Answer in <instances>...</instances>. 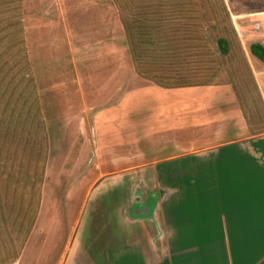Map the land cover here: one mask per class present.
Instances as JSON below:
<instances>
[{"label":"rangeland","instance_id":"rangeland-1","mask_svg":"<svg viewBox=\"0 0 264 264\" xmlns=\"http://www.w3.org/2000/svg\"><path fill=\"white\" fill-rule=\"evenodd\" d=\"M84 1L103 7L111 26L120 18L125 45L119 46L112 28L101 39L112 46L108 56L126 58L125 77L117 78L111 61L103 64L110 78L88 77L83 70L91 63L66 61L49 44L47 52L58 60L38 56L33 38L39 15L47 17L56 3L0 0V264H11L22 251L23 264H73L71 247L89 241L100 247L111 234L129 241L140 232L129 222L134 203L151 204L158 192L166 198L168 176L145 169L152 160L139 157L132 127L96 151L102 112L117 105L119 93L124 99L150 83L168 89L228 86L247 120L254 117L255 133L264 126L252 73L263 68L245 50L264 45V0ZM220 38L227 56L220 54ZM20 77L32 81L13 96L6 79Z\"/></svg>","mask_w":264,"mask_h":264},{"label":"crops","instance_id":"crops-1","mask_svg":"<svg viewBox=\"0 0 264 264\" xmlns=\"http://www.w3.org/2000/svg\"><path fill=\"white\" fill-rule=\"evenodd\" d=\"M50 1L56 7L45 11L47 17L39 15L33 38L38 56L58 60L47 52L49 44L66 61L91 63L82 68L88 77L110 78L103 66L110 61L117 63L118 79L130 73L126 58L108 56L112 46L101 39L112 28L119 46L125 45L120 18L111 26L112 17L94 3ZM250 56L263 68L261 75L254 68L252 73L264 110V64ZM108 87L109 82L101 91L103 100ZM240 105L228 86L168 89L150 83L124 99L119 93L117 105L102 112L96 151L132 127L139 157L152 160L145 169L169 177L166 198L158 192L151 204L134 203L136 215L129 222L138 225L140 232L131 237L136 243L111 234L100 247L90 241L71 247L69 255L77 256L72 263L99 264L102 258L100 264H264V126L255 133L254 117L248 121ZM23 255L11 264H23Z\"/></svg>","mask_w":264,"mask_h":264},{"label":"trees","instance_id":"trees-1","mask_svg":"<svg viewBox=\"0 0 264 264\" xmlns=\"http://www.w3.org/2000/svg\"><path fill=\"white\" fill-rule=\"evenodd\" d=\"M217 44H218L221 56H227L229 54V48H228V44H227L226 40L220 38V39H218ZM249 52L253 57H255L258 61H260L262 64H264V46H262L260 44H251L249 46ZM6 80L8 81L7 83H9V85H10L9 87L11 88V93H12L11 95L16 93V90L19 86H20V88L18 89V91L23 90L24 88L27 87L26 85H28L32 81L31 78H27V77H20L18 79H16V78L11 79L10 78V79H6ZM1 105H2V103H1ZM20 108L23 109L22 106H20ZM15 113H17V112H15ZM16 117H21V116L19 114H17Z\"/></svg>","mask_w":264,"mask_h":264}]
</instances>
